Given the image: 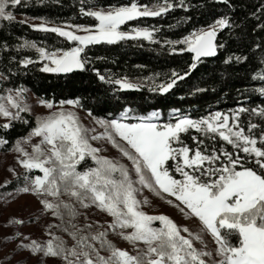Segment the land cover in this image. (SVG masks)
Masks as SVG:
<instances>
[{
    "label": "snow or ice",
    "instance_id": "6c2138e0",
    "mask_svg": "<svg viewBox=\"0 0 264 264\" xmlns=\"http://www.w3.org/2000/svg\"><path fill=\"white\" fill-rule=\"evenodd\" d=\"M218 2L231 7L229 0ZM20 3L21 0H0V20H14L11 9ZM176 6L172 0H163V3H154L151 7L130 0L126 6L112 7L107 11L85 9L82 5L81 14L94 18L95 24L51 28L45 24L32 25L33 28L56 33L68 42H75V46L48 51L37 47L34 42L25 41L20 47L35 48L40 61H50V64H43V72L83 70L87 63L86 46L140 38L158 42L154 29L132 27L125 31L120 26L140 17H157ZM179 6L187 8L184 0H180ZM231 27L229 18L221 16L206 26L194 28L179 40H165L164 43L169 46H186L170 47V52L187 50L193 54L192 63L187 72L173 70L163 82L157 83L155 77L147 78L152 80L149 91L169 92L177 81L197 67L201 57L216 55L217 49L223 47L216 43L218 31ZM242 59L246 57H236L237 61ZM33 62L25 58L20 64L26 66ZM261 62L264 63V60ZM97 76L103 82L114 83L121 90H139L141 87L127 77L113 79L98 72ZM0 78L7 79L3 73H0ZM256 78L264 81V74L254 75L253 79ZM25 91L22 87L4 89L6 94H0V117L17 120L21 119V112L30 111L25 102ZM258 91L264 95V87ZM40 104L55 110L45 116H37L29 134L13 145V149L20 154L19 165L25 169L24 186L14 191L36 195L44 210H50L53 216L61 219V208L67 210L70 216L77 215L74 205L62 200V196L74 199L82 207L95 205L113 217L111 228L132 229L128 234L121 233L124 239L133 243L142 241L146 249L138 251L137 255H130L107 241L106 232L96 233L91 239L99 240L102 247H107L110 252L108 257L100 256L99 251L87 243L88 237L84 236L71 249L55 237L49 239L46 246L33 240L30 244L21 243L22 248L30 249L34 254L43 252L45 256H63L66 264H206L202 257H211L212 254L197 250L193 245V239H201L199 234L189 232L186 237L167 215H149L141 210V204L148 201L146 198L143 201L138 199V194L147 188L156 195L166 193L168 197H174L199 219L203 230L211 234L217 245L215 252L220 259L212 264H264V128L257 137L252 130L260 125L249 121L246 132L239 120L241 113L249 111L264 119V108L249 110L241 106L230 113L215 111L198 118L173 108L167 120L162 121L159 111L129 116L134 110L124 107L114 118L95 117L96 124L104 131L93 135L95 129L84 127L74 111L83 107L79 97L58 102L41 100ZM65 105L71 107L65 108ZM88 113L92 114L91 109ZM131 120L136 122H125ZM9 127L10 123L0 125L4 129ZM190 130L199 134L191 136L193 146H189L182 135ZM217 136L231 145L232 151L227 150L224 144L219 147L215 144L204 146L205 140L214 141ZM33 137L40 139L31 144L32 151L28 152L21 141L30 144ZM117 137L124 146L117 141ZM100 139H106L117 148L122 157L130 161L131 168L118 159L99 155L101 150L93 147L90 140ZM7 143L5 138L0 137V145ZM240 152L244 155L241 156ZM86 157L91 158L94 166L78 168ZM249 162L253 165L250 166ZM34 170L36 174H33ZM167 202L172 204L173 200L168 199ZM153 221H159L160 227H153ZM183 231L189 230L184 228ZM72 235L76 239V233ZM233 235L236 236L235 243L230 239Z\"/></svg>",
    "mask_w": 264,
    "mask_h": 264
},
{
    "label": "trees",
    "instance_id": "16d2710c",
    "mask_svg": "<svg viewBox=\"0 0 264 264\" xmlns=\"http://www.w3.org/2000/svg\"><path fill=\"white\" fill-rule=\"evenodd\" d=\"M158 2L163 3V0H137V3L149 7ZM129 3L130 0H21L20 5L11 9L14 17L21 19L14 18L11 22L0 20V73L7 77L0 78V93H4V89L22 87L40 100L58 102L79 97L83 105L80 109L86 112L91 109L90 116L105 119L114 118L124 107H130L134 113L141 115L150 111H159L164 115L176 108L192 118L215 111L230 113L241 106L249 110L264 108V95L258 91L264 87V81L253 79L258 73L264 74V63L261 62L264 60V27H258L264 25V0H229L231 7L218 0H184L187 8L179 6L180 0H172L178 6L166 13L157 17H140L121 26L125 31L132 27L154 29V37L158 42L140 38L86 46L85 68L68 74L41 71L43 61L39 60L36 49L20 47L25 41L34 42L37 47H44L48 51L75 46V42H68L56 33L33 28L28 21L22 20L24 18L51 26L91 25L96 21L81 14L82 5L85 9L99 10ZM221 16H227L232 27L218 31L216 43L223 47L217 49V55L211 59H201L197 67L177 81L169 92L160 94L149 91L152 80L147 78L155 77L156 82L160 83L170 77L173 70L187 72L192 63L193 54L187 50L170 52V47L186 46H169L164 41L179 40L194 28L206 26ZM238 56L246 59L237 61ZM25 58L34 62L21 65L20 61ZM97 72L113 79L127 77L130 82L138 83L141 87L139 90H121L114 83L101 81ZM20 116L21 119L7 122L10 123L8 129L0 128V137L8 141L0 145V153L9 152L15 142L27 136L34 127V114L26 111L21 112ZM25 120L28 122L25 123ZM239 120L246 132L249 121L260 125L252 130L257 137L264 128V119L250 111L241 113ZM182 135L186 143L193 146L191 136L199 134L190 130ZM213 144L217 147L224 144L227 150L232 151L231 145L221 141L218 136L214 141L205 140L204 146L211 147ZM240 155L244 153L240 152ZM249 164L252 166L253 162ZM88 166L94 164L86 157L78 168ZM23 174H17L1 185L0 191L8 193L24 186ZM33 174H36V170ZM61 199L74 205L77 215L70 216L67 210L61 208L63 219L56 216L52 239L58 238L66 248L71 249L77 245L80 237H88L87 243L96 248L100 256L108 257L110 252L107 247H102L99 240L91 239L96 233L106 232L105 239L116 248L119 247L118 242L113 240L108 223L90 220L89 217L80 220L83 207L67 196ZM73 232L76 233V239L73 238ZM230 239L236 242L235 235Z\"/></svg>",
    "mask_w": 264,
    "mask_h": 264
},
{
    "label": "rangeland",
    "instance_id": "374dc122",
    "mask_svg": "<svg viewBox=\"0 0 264 264\" xmlns=\"http://www.w3.org/2000/svg\"><path fill=\"white\" fill-rule=\"evenodd\" d=\"M103 10L107 11L109 9ZM14 18L21 19L19 17ZM22 20L28 21L31 26L43 24L40 22L29 21L25 18ZM45 25L47 28L53 27L51 25ZM60 26L64 27L65 25ZM77 34L84 33L77 32ZM44 63L50 64V61H43V64ZM24 96L25 102L30 108L29 112L34 114L35 117L45 116L49 114L50 111L55 110H49L45 106H42L40 104L41 100L28 92H25ZM64 107L70 108L71 106L65 105ZM74 111H76L79 121L84 127L95 129V133H92L93 135L104 131L100 125L96 124L95 118L90 116L88 112L83 111L80 108H75ZM168 113L169 112L164 115L162 114V121L167 120ZM118 115L119 113L116 116ZM132 115L141 114H136L132 111L129 113V116ZM10 120L11 119L9 118L0 117L1 124L7 123ZM125 122L136 121L131 120ZM39 139V137H33L30 144H25L21 141V145L25 147L28 152H31V144H35ZM116 139L121 143V146H124L123 142L119 141L118 137ZM90 143L93 147L101 150L99 155L118 159L131 168L130 161H128L126 157H122L117 148L106 139L90 140ZM19 157L20 154L13 148L9 152L0 153V186L8 182L15 175L22 174L23 172L25 173V169H23L18 163ZM88 158L91 159L90 157ZM8 193H12V195H6V192L0 191V264H66L63 256H45L43 252H37L34 254L30 249L22 248L20 246L21 243L30 244L33 240L42 246H46L47 241L52 239V229L56 225V216H53L50 210L43 209V206L39 202L40 198L36 195L30 193H17L14 190ZM145 198L148 203H142L140 207L146 214L167 215L180 228L181 234L186 237H188L189 232L199 234L201 239H193V245L197 250H203L212 254L211 257H202L206 261V264H212L213 261L220 259L215 252L217 245L214 238L206 230H203V225L199 219L191 214L190 210L186 209L184 205L175 201L174 197H168L166 193L156 195L153 191H150L147 188L143 189L142 192L138 194V199L143 201ZM48 199L52 200L53 198L48 197ZM168 199L173 200V203L169 204L167 202ZM82 212L83 213L79 218L80 220H86L85 217H89L88 219L90 220L99 221L105 224L108 223L109 227L113 222L112 216L107 212L98 209L95 205L83 207ZM15 221H22V223H16ZM152 226L160 227V222L153 221ZM184 228H187L189 231H183ZM110 229L113 240L118 242V249L127 251L130 255H137L138 251L146 249V246L142 241L133 243L124 239L121 233L128 234L132 229H120L118 227L116 229L110 227ZM17 233L20 235L18 236ZM77 251H79V248H77Z\"/></svg>",
    "mask_w": 264,
    "mask_h": 264
},
{
    "label": "water",
    "instance_id": "95a60500",
    "mask_svg": "<svg viewBox=\"0 0 264 264\" xmlns=\"http://www.w3.org/2000/svg\"><path fill=\"white\" fill-rule=\"evenodd\" d=\"M216 55H217V53H216ZM216 55H215V56H216ZM215 56L201 57L200 60H201V59H211V58H214ZM79 70H80V69H73V71H71V72L79 71ZM71 72H69V73H71ZM61 74H68V73H61Z\"/></svg>",
    "mask_w": 264,
    "mask_h": 264
}]
</instances>
